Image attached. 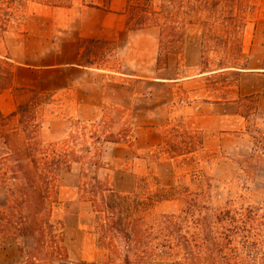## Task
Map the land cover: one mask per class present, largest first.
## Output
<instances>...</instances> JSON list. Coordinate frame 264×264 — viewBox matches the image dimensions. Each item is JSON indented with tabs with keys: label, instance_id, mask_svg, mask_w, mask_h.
I'll return each mask as SVG.
<instances>
[{
	"label": "rangeland",
	"instance_id": "374dc122",
	"mask_svg": "<svg viewBox=\"0 0 264 264\" xmlns=\"http://www.w3.org/2000/svg\"><path fill=\"white\" fill-rule=\"evenodd\" d=\"M27 1L0 0L2 54L23 41L34 49L23 32ZM241 2L192 11L187 3L154 0L152 8L168 16L161 26L139 39L83 43L92 50L83 61L92 66L58 69L57 58L19 57L33 65L29 84H14V66L12 84L0 94L3 114L33 102L43 144L83 156L55 181L52 220L64 231L69 260L42 264H264V75L257 74L264 73V0ZM231 13L246 23L244 56L227 44L241 37ZM139 14L128 12L131 26ZM233 56L248 60L244 79L212 71ZM199 141L195 151L184 150ZM173 142L183 144L182 154L170 149ZM90 155L100 164L91 175L97 170L122 194L158 200L135 211L146 222L140 244L128 247L122 235L111 242L103 232L104 218L81 188ZM7 193L0 183V205ZM2 245L0 264H41L30 262L31 237Z\"/></svg>",
	"mask_w": 264,
	"mask_h": 264
},
{
	"label": "trees",
	"instance_id": "16d2710c",
	"mask_svg": "<svg viewBox=\"0 0 264 264\" xmlns=\"http://www.w3.org/2000/svg\"><path fill=\"white\" fill-rule=\"evenodd\" d=\"M170 4L187 3L190 10L196 11L200 6L212 5L217 8L223 4L235 5L242 3L241 0H167ZM151 0L130 3L129 11L142 10L133 26L128 20V27L131 29H142L151 26H161V16L166 19L168 16L162 10L152 8ZM189 10V11H190ZM189 11L186 14L189 15ZM191 15V14H190ZM153 17V18H152ZM235 29H240L239 38H230L227 41L234 43L233 47L239 49L242 56L246 55L242 42V31L246 23L237 14L227 16ZM193 22V21H190ZM102 41L88 39L83 43L98 44ZM92 53L86 45L82 53L80 65L92 66L93 62L83 61L86 55ZM87 57V56H86ZM226 57V56H225ZM89 59V58H88ZM247 61V62H246ZM217 68L212 71L232 70L240 74L249 70L248 60L240 63L238 58L220 60ZM14 63L9 53L0 52V94L7 89L13 78ZM251 95L239 94L240 100H246ZM33 102L25 101L18 104L15 111L5 115L0 109V183L7 187V201L0 205V248L5 240L10 238L31 237L34 239V247L30 251V262H49L55 260H69V251L64 243V231L52 220V204L57 203L56 184L57 176L64 170H69L73 162H78L83 156H79L76 150H57L45 146L38 134L40 124L33 110ZM17 117L18 125L14 126L13 119ZM174 127L172 130L179 132ZM108 140H114V136H108ZM164 142L167 134L164 135ZM181 143V142H180ZM179 142L172 144L170 149L179 154ZM198 145L189 143L187 152H193ZM88 154L91 153L89 146L85 147ZM90 167L83 169L82 177L86 178L82 183V191L95 212L104 218L101 224L102 230L108 235L111 242L122 235L124 243L128 247H134L142 242L139 233L143 230L146 222L143 217L135 214L141 205L151 206L158 200L149 195L145 200H140L136 195L122 194L117 192L109 184L102 181L97 174L90 172L93 168H99L100 164L93 155L89 156ZM88 165V164H87ZM46 248L48 250H46ZM37 250V252H34ZM46 250V251H44ZM45 255L44 257L40 254ZM129 263L130 256L126 255Z\"/></svg>",
	"mask_w": 264,
	"mask_h": 264
},
{
	"label": "crops",
	"instance_id": "0c3cea01",
	"mask_svg": "<svg viewBox=\"0 0 264 264\" xmlns=\"http://www.w3.org/2000/svg\"><path fill=\"white\" fill-rule=\"evenodd\" d=\"M142 1L145 0H70L66 4L27 1L23 32L35 41V46L33 51L23 41L11 48L10 56L15 63L14 84H29L30 79L25 74L29 72L28 68L33 67L22 63L19 57L28 55L34 58H57L52 66L58 69L84 66L80 65V61L84 50L83 42L88 39L112 42L124 38L139 39L152 33L155 26L135 30L128 27V5ZM249 70L240 74L242 79Z\"/></svg>",
	"mask_w": 264,
	"mask_h": 264
}]
</instances>
